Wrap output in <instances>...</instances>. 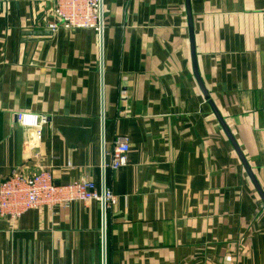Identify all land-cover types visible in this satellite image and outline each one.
Wrapping results in <instances>:
<instances>
[{
    "label": "crops",
    "instance_id": "1",
    "mask_svg": "<svg viewBox=\"0 0 264 264\" xmlns=\"http://www.w3.org/2000/svg\"><path fill=\"white\" fill-rule=\"evenodd\" d=\"M53 4L0 0V182L48 169L102 184L100 33L51 32ZM103 7L106 159L130 142L105 174L106 264H264V0ZM190 17L200 78L257 184L197 81ZM19 112L47 116L39 140ZM0 264H103L102 205L0 218Z\"/></svg>",
    "mask_w": 264,
    "mask_h": 264
},
{
    "label": "built area",
    "instance_id": "2",
    "mask_svg": "<svg viewBox=\"0 0 264 264\" xmlns=\"http://www.w3.org/2000/svg\"><path fill=\"white\" fill-rule=\"evenodd\" d=\"M47 28L56 32L60 28L82 29L91 28L100 33L101 29V0H54L53 8L44 18ZM38 117L36 123L26 124L25 117ZM17 123L35 129L36 139L43 134L47 116L29 112H19ZM130 151L129 138L120 135L116 138L110 160L105 159L102 168L117 170L128 162ZM111 190L102 184L88 178H80L67 184H58L51 170L43 169L37 173L26 174L13 170L0 182V218L16 220L26 211L34 208H54L68 205L73 201L88 202L95 200L106 210L115 202Z\"/></svg>",
    "mask_w": 264,
    "mask_h": 264
},
{
    "label": "water",
    "instance_id": "3",
    "mask_svg": "<svg viewBox=\"0 0 264 264\" xmlns=\"http://www.w3.org/2000/svg\"><path fill=\"white\" fill-rule=\"evenodd\" d=\"M189 4V2H188ZM189 16H190V11H189ZM103 27H104V7H103V0H101V29H100V49H101V120H102V142H103V165L105 164V159H106V152H105V103H104V59H103ZM190 33H191V44H192V55H193V64H194V72L195 76L197 78V81L200 85V88L207 100H209V104L212 106V109L219 120L220 124L224 128L226 134L228 135L230 141L232 142L235 150L237 151L240 159L242 160L247 172L253 179V181L257 184L254 176L252 175V171L250 169V166L247 164L246 159L244 158L242 152L240 151L234 137L232 134L228 131L226 124L219 114L217 108L215 107L214 103L212 100L209 99V94L206 91L204 84L200 78L199 72L196 67V55H195V45H194V37H193V24L192 20L190 17ZM32 32H28V35H31ZM258 186V185H257ZM106 187V177H105V169L103 168V176H102V190L104 191ZM261 192V191H260ZM263 199L264 195L261 193ZM103 264H106V205L105 202H103Z\"/></svg>",
    "mask_w": 264,
    "mask_h": 264
},
{
    "label": "clouds",
    "instance_id": "4",
    "mask_svg": "<svg viewBox=\"0 0 264 264\" xmlns=\"http://www.w3.org/2000/svg\"><path fill=\"white\" fill-rule=\"evenodd\" d=\"M38 120V117L34 116V115H29L25 117V123L26 124H35L36 121Z\"/></svg>",
    "mask_w": 264,
    "mask_h": 264
}]
</instances>
